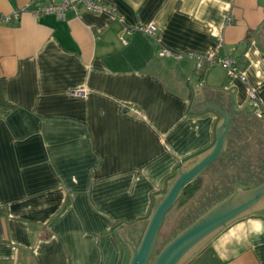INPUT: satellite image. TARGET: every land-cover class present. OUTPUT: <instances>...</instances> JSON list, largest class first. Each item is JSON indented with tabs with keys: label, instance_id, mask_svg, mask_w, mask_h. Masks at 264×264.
Instances as JSON below:
<instances>
[{
	"label": "crops",
	"instance_id": "obj_1",
	"mask_svg": "<svg viewBox=\"0 0 264 264\" xmlns=\"http://www.w3.org/2000/svg\"><path fill=\"white\" fill-rule=\"evenodd\" d=\"M100 1L107 11L59 19L0 0V264H121L115 230L146 220L176 169L215 142L219 117L194 106L245 119L253 91L264 109V0ZM149 23L155 35L139 30ZM210 52L244 78L206 59L197 69ZM190 81L204 94L194 106ZM186 264H264V216L232 222Z\"/></svg>",
	"mask_w": 264,
	"mask_h": 264
},
{
	"label": "water",
	"instance_id": "obj_2",
	"mask_svg": "<svg viewBox=\"0 0 264 264\" xmlns=\"http://www.w3.org/2000/svg\"><path fill=\"white\" fill-rule=\"evenodd\" d=\"M196 89L200 99L193 101ZM203 98L200 88L190 81L188 99L193 101V106ZM194 108L210 110L219 117L215 142L207 150L185 160L176 169L173 177L167 181L165 191L155 197L154 206L146 220H139L142 222L130 227L128 233L122 225L115 230L123 252L121 264H186L232 222L254 214L264 216V181L253 186H243L242 182H236L232 191L210 204L188 223L180 225L176 221L170 237L160 241L162 227L183 189L214 161L228 153L229 135L235 118V112L232 111L235 110L228 112L214 102L202 108Z\"/></svg>",
	"mask_w": 264,
	"mask_h": 264
},
{
	"label": "flooded vegetation",
	"instance_id": "obj_3",
	"mask_svg": "<svg viewBox=\"0 0 264 264\" xmlns=\"http://www.w3.org/2000/svg\"><path fill=\"white\" fill-rule=\"evenodd\" d=\"M264 117L234 118L228 153L222 155L201 175V187L192 202L178 217L184 224L194 219L205 206L227 193L236 182L253 186L264 181ZM203 179L205 182L203 183ZM204 185V186H203ZM202 186L206 187L205 193ZM174 231V228L171 230Z\"/></svg>",
	"mask_w": 264,
	"mask_h": 264
},
{
	"label": "built area",
	"instance_id": "obj_4",
	"mask_svg": "<svg viewBox=\"0 0 264 264\" xmlns=\"http://www.w3.org/2000/svg\"><path fill=\"white\" fill-rule=\"evenodd\" d=\"M31 4L34 5L33 14L38 16L40 14H55L57 18L61 19L64 17L65 12L69 9L75 11L78 8L84 7L86 10L93 12L107 11L108 6L103 4L100 0H31ZM9 19V18H6ZM139 30L148 35H155L157 32V26L153 23H149L139 27ZM122 42H125V38H121ZM169 50L163 49L160 55H166ZM197 64L196 68L201 67V59H206L210 65H219L224 67L228 77L239 76L244 78L243 70H240L236 65L234 58L226 56L224 58H216L214 52H210L205 56H196ZM73 95H83V90H73ZM249 100L253 107V114L256 117H264V109H261L260 102L255 92L250 91Z\"/></svg>",
	"mask_w": 264,
	"mask_h": 264
},
{
	"label": "trees",
	"instance_id": "obj_5",
	"mask_svg": "<svg viewBox=\"0 0 264 264\" xmlns=\"http://www.w3.org/2000/svg\"><path fill=\"white\" fill-rule=\"evenodd\" d=\"M4 93H5V81L3 78H0V105H7V101L5 99ZM200 187H201V178L198 177L183 189L182 195L177 201L175 206H179L180 203H182L181 205H184L186 200L188 201L189 199H191L194 196V194L200 189ZM171 234L172 231L166 232V229H162L160 235V241L166 240L168 237H170Z\"/></svg>",
	"mask_w": 264,
	"mask_h": 264
},
{
	"label": "rangeland",
	"instance_id": "obj_6",
	"mask_svg": "<svg viewBox=\"0 0 264 264\" xmlns=\"http://www.w3.org/2000/svg\"><path fill=\"white\" fill-rule=\"evenodd\" d=\"M181 199H182V198H181ZM181 204H182V203H180L179 206H175V208H173V209L170 211L169 216H168V219H167V223H169V222L171 221L172 216L178 211V209H179V207H180Z\"/></svg>",
	"mask_w": 264,
	"mask_h": 264
}]
</instances>
